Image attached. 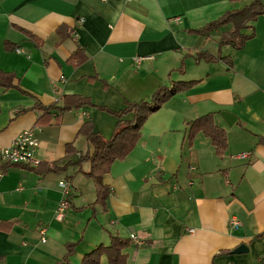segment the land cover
I'll list each match as a JSON object with an SVG mask.
<instances>
[{"label":"crops","instance_id":"crops-1","mask_svg":"<svg viewBox=\"0 0 264 264\" xmlns=\"http://www.w3.org/2000/svg\"><path fill=\"white\" fill-rule=\"evenodd\" d=\"M251 1L0 0V70L18 80L16 88L0 89V149L35 129L44 168L13 166L0 175V264H81L111 236L131 235L138 243L123 251L125 264H264V238L256 237L264 232V13L245 31L253 38L241 50L217 46L230 26L209 36L189 33ZM77 49L86 56L79 64L70 60ZM204 51L229 61H196ZM191 80L199 83L150 115L136 147L102 177L104 205L95 203L84 175L88 161L45 171L92 152L77 135L84 123L108 139L118 121L111 112L125 102L148 101L161 86ZM66 95L105 110L83 107L57 120L53 112L37 125L36 101L61 105ZM222 112L236 118L232 126ZM207 113L226 134L221 157L202 134L187 143L186 124ZM68 144L74 155H66ZM243 153L250 157L234 159ZM231 217L238 227L229 226ZM241 245L247 251L234 254ZM99 264H108L106 257Z\"/></svg>","mask_w":264,"mask_h":264},{"label":"trees","instance_id":"trees-1","mask_svg":"<svg viewBox=\"0 0 264 264\" xmlns=\"http://www.w3.org/2000/svg\"><path fill=\"white\" fill-rule=\"evenodd\" d=\"M238 1V0H232ZM264 13V3L262 0H252L247 5L240 9H233L226 11L214 21H211L203 27L195 30H190L189 33L198 36H209L217 30H221L226 26H230L228 31H222L218 35L217 46L222 48L230 46L235 50H241L245 43L253 38V33H245L246 30L251 29L250 23L255 21L260 15ZM60 31L57 30V33ZM86 56L82 49L74 51L70 57L71 61L76 64L84 61ZM196 61L216 62L220 60L229 61L228 57H222L220 54L213 56L207 52H198L195 56ZM96 79L89 78V80ZM199 81H173L169 85L159 87L148 101L140 102H125L122 109L111 114L117 118L115 129L108 139H103L97 132H95L91 122L84 123L78 130L77 135L84 138V140L91 145L92 152L79 156L74 163H67L63 167L57 166L53 163L46 172L60 173L63 172L68 165L80 166L82 162L88 161L89 170L84 173L85 177L89 179L94 187L96 193L95 203L104 205V199L107 194L106 187L102 184V177L107 174L111 166L125 157L136 147L141 137V128L150 115L156 113L169 99L178 93L185 92L195 87ZM18 80L13 74L0 70V89L7 90L16 88ZM83 107L95 108L88 98L79 95H66L62 98L61 105H51L45 107L39 102L33 105L31 110L39 113L36 124H44L50 122L52 114L55 112L54 120L60 118V115L74 109ZM100 110H105L103 107H96ZM21 110L20 112H24ZM197 134H202L210 140L214 149L215 155L221 157L227 149V139L223 128L219 127L214 121V114L207 113L199 116L186 124V139L190 145ZM65 152L67 156L74 155L76 149L73 144L66 145ZM20 166L17 164L3 163L0 164V175L6 172L10 167ZM37 173L44 171L42 164L37 168H30L24 166ZM257 238H264V232L257 235ZM132 241L130 239L119 238L111 236L107 245L99 244L82 258L81 264H99L102 256L106 257L108 264H125L127 256L124 250L130 247ZM73 244L67 246L68 257L72 253ZM264 261V257L261 259Z\"/></svg>","mask_w":264,"mask_h":264},{"label":"built area","instance_id":"built-area-1","mask_svg":"<svg viewBox=\"0 0 264 264\" xmlns=\"http://www.w3.org/2000/svg\"><path fill=\"white\" fill-rule=\"evenodd\" d=\"M16 53H24L21 48L16 50ZM143 60H152V57H139L136 58L135 64H139ZM35 129H28L24 132L20 133L12 144L7 147L0 149V163H9V164H17L23 165L30 168H35L40 165V161L37 157V151L39 147L38 139L35 137L34 133ZM250 155L248 153H243L237 156H234V159L245 160L248 159ZM60 187L63 189L64 195H68L69 193V185L66 182H60ZM67 208V203L65 200L61 201L55 211V219L60 220L62 217V213ZM229 226L231 228H236L239 226V222L234 217H231L229 220ZM190 233L193 232L192 229L189 230ZM42 236L41 241L44 242V236L46 233L45 228H40L39 231ZM130 239L133 242L138 243L137 238L134 235L130 236Z\"/></svg>","mask_w":264,"mask_h":264},{"label":"water","instance_id":"water-1","mask_svg":"<svg viewBox=\"0 0 264 264\" xmlns=\"http://www.w3.org/2000/svg\"><path fill=\"white\" fill-rule=\"evenodd\" d=\"M221 117L223 118V120L226 122V124L228 125V126H232L233 125V123L235 122V117L232 115V114H230L229 112H222L221 113ZM245 251H247V248H245V246H243V245H241V246H239L233 253L235 254H237V253H242V252H245Z\"/></svg>","mask_w":264,"mask_h":264},{"label":"rangeland","instance_id":"rangeland-1","mask_svg":"<svg viewBox=\"0 0 264 264\" xmlns=\"http://www.w3.org/2000/svg\"><path fill=\"white\" fill-rule=\"evenodd\" d=\"M215 47H216V44H215V42H214V40H210L209 41V43L207 44V50H209V51H213L214 49H215ZM229 50V49H228ZM35 168H37V167H35ZM46 229V228H45ZM46 234V233H45ZM44 239H45V236H44ZM131 240V239H130ZM42 242V241H41ZM44 242H45V240H44ZM43 243V242H42Z\"/></svg>","mask_w":264,"mask_h":264}]
</instances>
